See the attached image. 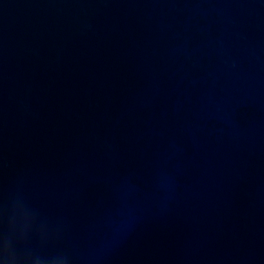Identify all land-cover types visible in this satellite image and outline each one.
Instances as JSON below:
<instances>
[{
    "label": "water",
    "instance_id": "water-1",
    "mask_svg": "<svg viewBox=\"0 0 264 264\" xmlns=\"http://www.w3.org/2000/svg\"><path fill=\"white\" fill-rule=\"evenodd\" d=\"M0 264H264V0H0Z\"/></svg>",
    "mask_w": 264,
    "mask_h": 264
}]
</instances>
